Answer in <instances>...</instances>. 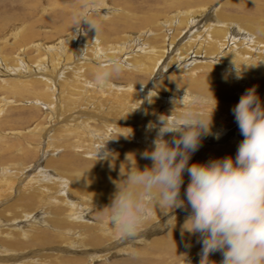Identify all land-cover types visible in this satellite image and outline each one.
<instances>
[{
  "label": "bare ground",
  "instance_id": "obj_1",
  "mask_svg": "<svg viewBox=\"0 0 264 264\" xmlns=\"http://www.w3.org/2000/svg\"><path fill=\"white\" fill-rule=\"evenodd\" d=\"M102 1L108 2V0ZM209 2L210 0H205L202 5L200 4L197 7L189 5L186 10H178L171 17L165 18L162 21L161 19H157L159 16L150 17L151 19L146 21V23L150 26H153L155 23L156 25L152 28H146L142 33L143 35L148 32V41L146 42L149 46L140 43L138 40H132L131 36L133 34L130 33L128 36L125 34V37H127L126 42H121L119 40L116 44H105L108 40L98 35V38H103L100 40L101 42L88 45V48L95 51V58H89L85 54V52L90 50L87 48L85 49V44H87V40H84L85 38L81 40L83 46L76 45L78 49L75 50V41L77 40L75 35H72L69 39H61L54 44L46 43L45 45L43 44L45 42L37 41L39 39L35 35L33 36L34 32L31 34L25 30L20 35V38H18L15 45H27L32 42L38 52L44 51L43 54L40 53V60L37 61L36 66H34L27 57L18 56L12 59L7 57L8 54L5 55L2 49H0V71H3L1 67H4L5 71L3 74L5 78L10 76L8 74H13L14 72L17 73V75L26 73L24 76H33L34 73L38 74V76L36 75L33 79L25 81L20 79L19 81L22 82V85L25 87L29 84H31V86L38 85V88L44 85V89H35V91L38 92H34V94L38 96V101L40 103L47 106L50 118L52 115H55L54 111L58 112L56 114V119L58 120L59 118L60 123H62L61 137L69 140V144L72 148L84 149L88 154H91L92 157H98L101 154L104 156L105 152H109L105 148L112 149L115 146L114 132L121 135L119 138L123 144L126 143L127 137H131V139H135L138 142L140 140L142 144L146 142L145 144L151 145L149 141H152L155 137L157 128L159 127L158 117L169 114L168 117H176L174 119L168 118L169 120H179V114L185 109L178 101L176 109L172 112L174 108L173 100L182 97L185 91L189 94L188 99H190L191 95L198 93L200 89L201 92L203 91L202 93L206 92L209 98L213 99L214 96L217 103L212 112V120H214V122L212 121V134L203 137L200 146L192 154V157H198L201 162H206L228 155L235 156L238 144L243 137L237 125L233 130H229V128L236 124L231 110L235 102H238L241 96L233 97L235 95L232 96V94H225L221 91L220 93L222 94L214 92V90L209 91L207 89V91L206 87L196 80L183 82V86L187 88H185L186 90L184 89L185 91H181V89L175 90V87L169 86L167 89L169 92L165 93L159 92L155 82L151 84L150 87H141L136 83L133 84L131 81L123 83L109 81L105 87L101 88L95 86L93 78L89 75L91 72L95 73L101 65H107L111 60L116 59L122 63L126 71L134 73L146 72L149 76H155V74H159L160 76L164 70L173 63H183L185 68L191 62H199L196 61L198 57L199 60L206 59V62L210 60L208 62L214 63L213 67L217 69V71H222L221 67L218 66L226 64L225 60L230 62V71L233 70L235 72L233 78H238L237 81L234 80L231 82L232 86L237 84L243 87V85L247 84L249 81L250 83L254 82L256 85L255 82L259 81V85H261V89H263L264 27L260 28L259 25L251 24L247 21H240L242 24H238L236 22L238 16L227 14L222 11L220 7L215 10L211 9L208 4ZM99 8L101 9V7ZM94 11L104 19L117 16V13H115L111 7H105V10L98 9ZM88 14H91L90 10H88L87 15ZM262 19H254L252 23H259ZM144 25L145 23L143 26ZM186 26H188L190 32L188 31L182 36L183 32L180 31ZM152 30L154 31L152 32ZM194 64L196 67H191L186 71L192 76L195 75L196 70H198L197 66H199V64L196 65L197 63ZM229 65H227V67ZM202 66H204V64H202ZM236 66L239 68L238 73L235 70ZM203 68L206 69L205 67H202V69ZM68 71L71 73V76H67ZM15 75L16 74H14V77ZM212 75H214V73ZM15 79L16 78H11L10 80ZM9 82V80H5V83L9 84ZM0 84H2V82ZM211 84H213V82ZM171 85L174 84L172 83ZM214 85L216 87L219 83H214ZM224 85L227 84L224 83ZM189 88L190 90L188 91ZM232 88L230 89L232 90ZM174 90L177 92L179 91V96H176V92L175 94L172 93ZM231 90L229 93H231ZM239 93L241 94V92ZM259 93L260 92H258V94ZM227 100L229 101L225 104L224 101L227 102ZM57 101L58 103H56ZM144 101L146 104L145 107ZM214 105L215 101L207 103V100L204 99V103L200 107L201 110L207 114L212 111ZM149 122H152L156 127L148 129L147 125ZM93 123L97 125H91ZM129 132L130 134H128ZM55 135L54 133V136ZM174 135L173 133H168L165 138L170 139L173 138ZM46 138L51 137L46 136ZM209 139L218 140L212 144L213 147H208L206 151L207 148L205 149L202 145L209 146L204 144V142H206L205 140ZM219 142L226 143L224 146L228 147L224 153H222V151L219 152L224 147L220 146L222 144L217 145ZM30 144L34 147L35 144L37 145V143ZM126 145L129 146V149L132 147L131 143H127ZM204 150L206 152H203ZM206 156H208L209 159H207ZM11 162H0V198L4 195L7 199L15 194L16 196L17 194L21 195L17 201L13 200L7 207L14 208L12 218L25 224L22 225V223L18 222L17 224L10 225L11 228L9 230L1 231L0 229L2 235L8 234V236H10L9 234H11L13 237V239L0 242V264H47L38 260V258L42 256L37 257L35 250H28L31 248V242L38 239L43 240L45 238L44 234H40L36 230L38 225H33L37 224L36 222L40 224L47 222L49 225H53L54 228L58 230L61 240H66L68 245L78 247V243H84L92 247L87 248L83 253L82 251L81 253H76L74 251V255L79 256L74 257V255H72L73 257L66 258L63 262L64 264H83L86 258L85 256H89V258L93 260L95 256H104L109 249H123L132 254L138 253L139 251L136 248L141 242L148 240V237L154 233L157 234L161 231L165 232V228L169 225L172 227L170 231H166L165 234L163 233L158 237L150 239L149 244L155 246L154 248H158L161 244L168 246L171 244L170 247L173 245L174 251L178 248L175 239H178L177 236L181 234V225L187 214H189L187 208H180L179 213H181V215H177L174 219H172V217L175 213L171 214L172 211L169 209L167 210L170 211L168 212L169 214H166V217L163 218L165 215L164 212L156 202L153 201L150 206L151 216L141 225V227H144L143 230H139L138 235L134 238L122 237L111 226L104 208L111 202L112 195L115 192L114 182L123 179L122 176H120L121 178H117L115 173L109 171V173H107L108 179L99 182L100 185L98 188L100 189L93 193L94 198L92 199L94 203L100 205V208L98 212L91 216L96 219L97 224H90L87 220H92V218L88 214L86 216L84 215L85 208L79 204L80 201L83 203V201L89 199V191H86L87 199L78 198L79 201L77 202L59 198V194H63L66 185H71L73 187V189L70 190L71 195L67 194V197L70 198L81 188L84 189V186L85 189L87 188L85 179L81 178L83 176L80 172L75 175L78 180L77 184L73 185L70 182V178H64L67 176V173H52V176L57 175L56 178L44 180L40 174L39 176L35 174L34 167L31 170L26 169V163L23 160ZM64 164L67 165V163ZM68 167L69 165L67 168ZM57 169L60 170L63 169V167ZM58 175H63L61 176L62 180ZM187 183L188 176L186 173L181 189L183 187L186 188ZM76 185L79 186L76 188ZM180 197L183 198L184 196L181 194ZM38 210L47 215L46 221L45 219L42 221L40 220L41 217H39V214L37 215L36 212ZM33 213H35V215H32ZM30 216H32V219H28ZM25 217L28 219L27 223L22 220ZM177 219H180V222H177ZM173 222L175 226H172L174 225L172 224ZM17 229H21L19 236L17 233L13 234L14 230ZM95 232L98 233L95 234ZM71 233L72 235H70ZM75 233H79V237H81L82 234H85L87 238L89 236L91 243L85 242L81 238H74ZM23 234L26 235V237H23ZM19 237L20 239H18ZM77 240H80V242ZM103 244H105L104 247ZM98 245L102 246L96 249ZM190 248H192L193 251L191 250V252H189L188 249ZM181 250H187L188 252L182 254L183 251ZM200 251L201 243L199 242V234H191L187 241L179 246V264H189L190 261L193 262V255L200 260Z\"/></svg>",
  "mask_w": 264,
  "mask_h": 264
},
{
  "label": "rangeland",
  "instance_id": "obj_2",
  "mask_svg": "<svg viewBox=\"0 0 264 264\" xmlns=\"http://www.w3.org/2000/svg\"><path fill=\"white\" fill-rule=\"evenodd\" d=\"M203 1L205 0H108V2H103L102 0H0V49H2L5 55L8 54L7 57L9 58L15 59L18 56H24L27 57V59L32 64H34V66H36V62L41 58L40 53L43 54L44 51L38 52L33 46L32 42L28 43L27 45H15L22 32H24L25 30L26 32H30L31 34L34 32L33 36L35 35L39 39L37 41L45 42L43 43L45 45L46 43L54 44L61 39H69L72 35H75L77 39V42L75 41V50L78 49V46L76 45H82L81 40H83L84 38L85 41L87 40L85 49H90L88 48V45L98 44L99 42H101L100 40L103 39L101 37H104L108 40L105 44H116L117 42H119V40L121 42H126L127 37H125V34H127L128 36L129 33L133 34L131 36L132 40H138L140 41V43L149 46V44L146 42L148 41V32L144 33L143 35L142 33L146 30V28H152L154 25H156L155 23L153 24V26H150L146 23V21H149V19H151L150 17L153 18L154 16H159V18L157 19H161L162 21L165 18L171 17L178 10H186L187 6L189 5H193L195 7L199 6L200 4L202 5ZM208 4L211 9L215 10L220 7L221 10L226 12L227 14L238 16V18L236 19V22L238 24H242L241 22L247 21L251 24L259 25L260 28L264 27V0H210ZM99 7H101L102 10H105V7H111L113 11L117 13V16H113L110 19H104L102 18V16H99L96 11H94L98 9L101 10ZM88 10L91 11V14L87 15ZM85 17L94 21L97 28L92 26L90 22L85 19ZM254 19H262L263 22L261 20L259 21V23H252ZM144 23L145 25L143 26ZM154 30H152V32ZM188 31V26H186L181 29L180 32H183V36ZM98 35H100L101 37L98 38ZM182 36L180 35L181 38ZM94 53L95 51L93 49L85 52V54L89 58H95ZM196 59H198L196 61L199 62H191L185 68L183 66V63L175 62L166 70H164V72L160 76L159 74H155V76H149V74H146V72H129L123 68L122 71L118 74H113L110 77L109 81H115L117 83L131 81L133 84L136 83L141 87H150L151 84H154L155 82L158 86L159 92L161 91L165 93L169 92L167 91L169 86L175 87V90L181 89V91H185L187 88L183 86V82L196 80L199 81L201 85L206 87V90H214V92L219 93L221 91L225 94H232V96L235 95L233 97L241 96L246 90H248L247 88L255 87V89H257L256 92H260L258 95H260L259 97L261 99L262 105H264V88L261 89L259 81L255 82L256 85L254 84V82L250 83L249 81L247 82V84H244L243 87L237 84L232 86L231 82H233L234 80L237 81L238 78H233V74L235 72L233 70L230 71V62L225 60V63H228L227 65L229 66L227 67L226 64L223 65L224 67L222 65H219L218 67H221L222 71H217V69L213 67L214 63L208 62L210 60L207 59L208 61L206 62V59L199 60L198 57ZM194 63H197L196 65L199 64V66H197L198 70H196L195 75L192 76L189 75L186 71L191 67H196ZM202 64H204V66H202ZM202 67H205L206 69H202ZM1 69H3V71H0V83L2 82V84H0V162H16L19 160H23L26 163V169L31 170L34 167L35 174L37 176H39L40 174L44 180L56 178L57 175H54V177L52 176V173H67V176H65L64 178H70V182L73 185L77 184L78 180L76 179L75 175L80 172L83 176L81 178L85 179L87 188L85 189L84 186V189L81 188L70 198L67 197V194L71 195L70 190L73 189V187L71 185H66L64 189L65 192L63 191V194H59V198H62L64 200L69 199L73 202H77L79 201L78 198L85 200V198L87 197L86 191H89V199L83 201V203L82 201H80L79 204L80 206H84L85 208L84 215L86 216L88 214L90 217L98 212L100 208V205L98 203H94L92 199L94 198L93 193L100 189L98 188L100 185L99 182L108 179L107 173H109V171L115 173L117 175V178H121L120 168L121 164L125 160L126 154L135 152L138 165L141 168L151 165L152 162L150 160L143 159L140 156L141 152L151 146L150 144H145L146 142L142 144L140 143V140L138 142L135 139H131V137H127L126 143L124 142L125 144H123L119 138L121 135L117 132L113 133L115 146L112 149L105 148L109 151V153H111V155L107 158H105L102 154L98 157H92V155L88 154L84 149L72 148V146L69 144L70 141L61 137L62 123H60L59 118L58 120L56 119V114L58 112L54 111L55 115H52L50 118L47 106L43 103H40L38 101V96L34 94V92H38L35 91V89H44V85L39 86L40 88H38V85L31 86V84L25 87L24 85H22V82L19 81L20 79L24 81L33 79V77H36V75L38 76V74L34 73L33 76H24V74L26 73H22V76L21 74L17 75V73L14 72L13 74H8L10 76H7V78H5L3 74L5 69L4 67H1ZM213 73L214 75H212ZM14 74H16L15 77ZM89 75L91 78L94 77L93 72H91ZM67 76H71V73L69 71L67 72ZM11 78L16 79L10 80ZM5 80H9V84L5 83ZM16 80H18L19 82ZM212 82L213 84H211ZM172 83L174 85H171ZM214 83H219V85L215 87ZM224 83L227 85H224ZM232 87L235 88L233 89ZM223 88H226L227 90ZM230 88H232V90ZM175 90L172 93L175 94L176 92L178 94H176V96H179V91L177 92ZM189 90L190 88L188 89V91ZM230 90L231 93H229ZM237 91L241 92V94ZM202 92L200 91V89L198 90V93L200 95H204L202 96L207 100V103L214 102L213 99L209 98V96L206 95V92ZM228 101L229 100H227V102L224 101V103L226 104L228 103ZM56 103H58V101ZM236 103L237 102H235V104ZM145 106L146 104L144 101V107ZM167 118L174 119L176 117L169 116ZM212 121L214 122V120ZM91 125L96 126L97 124L93 123ZM236 125L237 124L232 125L229 130L235 129ZM54 133L56 134L55 136ZM46 136H49L51 138H46ZM217 140L218 139L205 140L206 142H204V144L209 146H202L205 149L207 148V151L208 147H213L212 144ZM30 143H37V145L35 144L34 147ZM127 143L132 144V147L130 149L128 148L129 146L126 145ZM217 145L224 146L226 145V143L219 142L217 143ZM227 149L228 147L224 146L219 152L222 151V153H224ZM206 151L204 150L203 152ZM206 158L209 159L208 156H206ZM198 160V157L191 156L189 164ZM199 162L201 161L199 160ZM64 163H67V165ZM68 165L69 167L67 168ZM61 166L63 167V169H57L62 168ZM124 170L126 171L127 169L125 168ZM61 176L59 177L62 180ZM78 186L79 185H76V188ZM183 188L185 189V187ZM183 188L180 189V195L182 194V196H184ZM20 196V194H17V196L15 194L11 196L12 198L10 197L8 199L5 195L1 196V231L9 230L11 228L10 225L17 224L18 222L22 223L12 218L14 208L7 207L13 200L17 201ZM179 210L180 208L172 210L173 213L171 212V214L175 213L172 219H174L179 214L181 215V213H179ZM36 212L37 215L39 214V217H41V221L44 219L46 221V214L41 213L42 211L40 210ZM32 215H35V213H33ZM165 217L166 214L163 216V218ZM91 218L92 220H87L88 223L97 224L96 219L94 217ZM26 219L27 217L23 218L22 220H24V222L26 221L27 223L28 219H32V216H30L27 220ZM177 222H180V219ZM36 223L37 224L33 225H38L36 230L40 234H44L45 238L43 240L38 239L31 242V248L28 250H35L37 253V257L42 256L41 258H38V260H40V262L42 263L64 264L63 262L66 258L68 259L70 257H73L72 255H74V251L76 253H81L82 251L83 253L87 250V248H92L85 245L84 243H78V247L68 245L66 243V240H61L58 230L54 228L53 225L51 226L47 222H44L42 224H40L39 222ZM23 224L25 223H22V225ZM172 224H174V222ZM143 228L144 227H141L140 230H143ZM167 228H165V232L161 231L157 234L154 233L148 237V240L141 242V244L136 248L139 251L138 253L132 254L126 250L124 251L123 249H109V251L104 256H95L93 260H91L89 256H85L86 258L84 259L83 264H179V246L183 245L191 234L184 233L183 235L179 234V236H177L178 239H175V241H177L176 245L178 247L176 251L173 250V245L170 247L171 244H169V246L161 244V246H159L158 248H154L155 246H151V244H149L150 239L158 237L163 233L165 234L166 231L168 232L172 229L170 225ZM20 231L21 229L14 230L13 234L17 233V235L19 236ZM96 233L98 232H95V234ZM9 235L10 236H8V234L2 235L0 233V242H5L8 239H13L11 234ZM70 235H72V233ZM23 237H26V235H24ZM74 238H81L85 242L91 243L90 237L88 236L87 238L85 234H82L81 237H79V233H75ZM18 239H20V237ZM77 241L80 242V240ZM101 246L102 245H98L96 249ZM104 246L105 244H103V247ZM191 250L192 248L188 249L189 252H191ZM188 251H183L182 254H186ZM75 256L79 255H74V257ZM209 258L213 261H220L222 259V256L221 253L217 251L211 253ZM192 260L193 262L190 261L191 264H199L200 260L194 255L192 257Z\"/></svg>",
  "mask_w": 264,
  "mask_h": 264
},
{
  "label": "clouds",
  "instance_id": "obj_3",
  "mask_svg": "<svg viewBox=\"0 0 264 264\" xmlns=\"http://www.w3.org/2000/svg\"><path fill=\"white\" fill-rule=\"evenodd\" d=\"M85 19L97 28L94 21ZM123 67L116 59L101 65L94 73L95 86L105 87ZM235 70L239 72L237 66ZM188 96L185 91L173 100L172 112L178 101L185 109L179 120H169V114L158 117L151 146L140 153L151 165L141 168L135 152L126 154L120 168L123 179L114 182L115 192L104 207L107 219L122 237L134 238L151 216L153 201L164 214L187 208L181 234H199V264H264V105L255 87L246 90L231 110L243 137L235 156L189 164L203 137L212 134L217 101L212 95L215 105L206 114L200 107L203 96ZM154 127L152 122L147 125ZM168 133L175 135L166 139ZM110 155L104 153L105 158ZM185 172L188 183L181 198ZM217 251L222 259L210 260Z\"/></svg>",
  "mask_w": 264,
  "mask_h": 264
}]
</instances>
